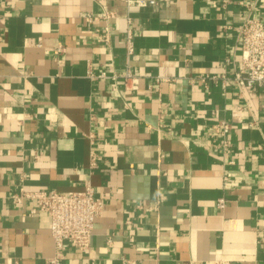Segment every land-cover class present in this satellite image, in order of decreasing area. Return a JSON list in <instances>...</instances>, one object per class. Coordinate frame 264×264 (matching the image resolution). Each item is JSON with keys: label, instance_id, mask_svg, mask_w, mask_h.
Segmentation results:
<instances>
[{"label": "crops", "instance_id": "0c3cea01", "mask_svg": "<svg viewBox=\"0 0 264 264\" xmlns=\"http://www.w3.org/2000/svg\"><path fill=\"white\" fill-rule=\"evenodd\" d=\"M248 15L264 0H0V264L55 255L48 214L13 193L88 180L105 207L63 264H264V85L232 79Z\"/></svg>", "mask_w": 264, "mask_h": 264}, {"label": "built area", "instance_id": "2783aa9c", "mask_svg": "<svg viewBox=\"0 0 264 264\" xmlns=\"http://www.w3.org/2000/svg\"><path fill=\"white\" fill-rule=\"evenodd\" d=\"M228 1L223 0L224 5ZM128 3L157 5L159 0H128ZM100 16L110 18L112 13L104 5V11ZM102 40H108V33L102 35ZM238 41L241 61L239 65L234 67L232 79L241 89L245 87L257 89L264 85V18L248 15L238 28ZM126 47L129 56L133 55L135 48L131 36L127 40ZM55 51L63 52L65 47L60 45ZM91 75L94 78L108 77L105 72L98 75L92 73ZM112 77L116 78L117 74L112 75ZM218 77L216 74H207L200 76L199 79L208 88V81L216 80ZM123 78L127 89L132 88L131 82L136 83L138 80V76L130 69L126 71ZM231 127V123L226 120H221L214 125L215 132L222 137L227 136ZM99 158L94 151L91 152V164L93 166L97 165ZM12 198L17 203H23L26 200L31 201L30 214L45 212L50 217V232L55 242V255L50 259L51 264H63L66 258V250L69 247L79 250L91 248L95 221L103 213L105 207L104 198L96 192L91 181H86L84 189L70 193L57 190H27L21 187L19 191L12 194ZM162 198L163 192L160 191L157 202L160 203ZM226 205L227 199L225 197L218 199L217 206L220 209H224ZM124 264H141V262L125 259Z\"/></svg>", "mask_w": 264, "mask_h": 264}]
</instances>
